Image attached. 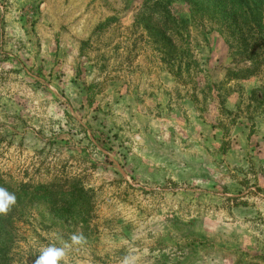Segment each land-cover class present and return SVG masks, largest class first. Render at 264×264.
I'll use <instances>...</instances> for the list:
<instances>
[{"label":"rangeland","instance_id":"1","mask_svg":"<svg viewBox=\"0 0 264 264\" xmlns=\"http://www.w3.org/2000/svg\"><path fill=\"white\" fill-rule=\"evenodd\" d=\"M155 1L0 0V187L83 190L17 203L0 264H264V27L175 0L165 45Z\"/></svg>","mask_w":264,"mask_h":264},{"label":"trees","instance_id":"2","mask_svg":"<svg viewBox=\"0 0 264 264\" xmlns=\"http://www.w3.org/2000/svg\"><path fill=\"white\" fill-rule=\"evenodd\" d=\"M175 0H156L150 6L151 11H158L160 13L161 22L158 24L152 23L150 19L145 21V27L154 35L160 37V41L165 45H172V41L166 36L171 26L170 5ZM184 4L190 5L191 17H195L194 5L200 6V17L208 16L210 19L217 17L218 23L223 25L226 17L232 16L229 26H241L245 30H263L264 22V0H178ZM149 2V0H144ZM151 14V13H150ZM145 15H149L147 11ZM174 17V14L172 13ZM177 18V17H176ZM182 19L184 17H181ZM185 21L187 19H184ZM164 28V30H162ZM232 29V27H230ZM21 189H8V191L16 195V204L21 203L23 198L32 201L44 200L49 202L52 206L75 205L76 207L82 203L83 190L79 188L76 183L72 186L56 185V184H26ZM15 204V205H16ZM14 206L12 208L14 209ZM11 208V209H12ZM80 212V211H79ZM13 221L12 211L10 210L6 215L0 214V261L4 263L5 258L9 255L8 251L13 240Z\"/></svg>","mask_w":264,"mask_h":264},{"label":"clouds","instance_id":"3","mask_svg":"<svg viewBox=\"0 0 264 264\" xmlns=\"http://www.w3.org/2000/svg\"><path fill=\"white\" fill-rule=\"evenodd\" d=\"M16 195L4 187H0V214L6 215L16 204ZM83 233L77 231L72 233L68 241H62L59 246L50 243L38 249L32 264H68V253L74 246L85 243ZM125 264H130L129 259L125 258Z\"/></svg>","mask_w":264,"mask_h":264}]
</instances>
